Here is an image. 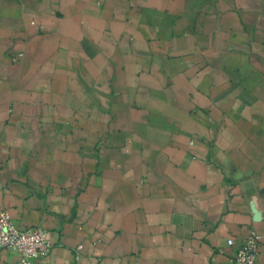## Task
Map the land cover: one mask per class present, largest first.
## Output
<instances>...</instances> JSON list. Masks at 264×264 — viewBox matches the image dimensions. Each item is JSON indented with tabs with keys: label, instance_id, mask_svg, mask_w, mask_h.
<instances>
[{
	"label": "crops",
	"instance_id": "1",
	"mask_svg": "<svg viewBox=\"0 0 264 264\" xmlns=\"http://www.w3.org/2000/svg\"><path fill=\"white\" fill-rule=\"evenodd\" d=\"M2 212L48 231L30 264H229L250 230L264 264V0H0Z\"/></svg>",
	"mask_w": 264,
	"mask_h": 264
},
{
	"label": "built area",
	"instance_id": "2",
	"mask_svg": "<svg viewBox=\"0 0 264 264\" xmlns=\"http://www.w3.org/2000/svg\"><path fill=\"white\" fill-rule=\"evenodd\" d=\"M261 236L250 230L247 236L238 242L228 258L229 264H257ZM234 239L225 241L233 246ZM0 248L10 249L19 255L15 264H30L34 259L46 257L52 249L48 231L41 225L20 227L8 212L0 213ZM80 246L74 249L78 257Z\"/></svg>",
	"mask_w": 264,
	"mask_h": 264
}]
</instances>
